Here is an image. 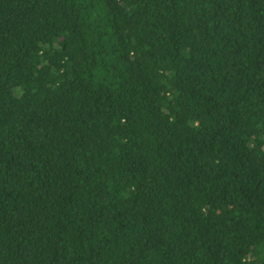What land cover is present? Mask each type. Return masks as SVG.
I'll return each mask as SVG.
<instances>
[{
    "label": "trees",
    "instance_id": "obj_1",
    "mask_svg": "<svg viewBox=\"0 0 264 264\" xmlns=\"http://www.w3.org/2000/svg\"><path fill=\"white\" fill-rule=\"evenodd\" d=\"M0 264H264V0H0Z\"/></svg>",
    "mask_w": 264,
    "mask_h": 264
}]
</instances>
